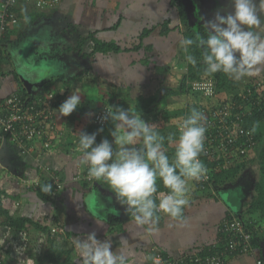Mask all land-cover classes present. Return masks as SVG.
Masks as SVG:
<instances>
[{
  "label": "crops",
  "instance_id": "0c3cea01",
  "mask_svg": "<svg viewBox=\"0 0 264 264\" xmlns=\"http://www.w3.org/2000/svg\"><path fill=\"white\" fill-rule=\"evenodd\" d=\"M210 1L216 5L211 21L215 22L217 15L234 14L233 0ZM253 4L264 24L260 0H253ZM26 7H19L23 18L4 47L11 62L16 54L33 76V97L53 93L61 99L55 110L59 132L52 136L50 148H45L39 139L27 156L17 154L7 141H0V201L8 213L0 215V264H50L45 258L47 246L42 253L37 248L42 232L39 227L50 231L56 228L54 245L71 252L77 264L81 263L75 254L76 242L86 240L91 233L101 242L110 241L111 251L122 252L128 264H142L145 260L153 263L149 257H159L160 253L181 259L192 250L215 244L221 222L246 210V188L238 182L203 191L199 183L190 181V205L184 209V220L164 213L153 232L149 230L151 225L136 224L127 206L119 202L106 182L85 187L73 181L75 175L87 170L79 163L81 153L76 150L78 138L72 136L73 129H78L79 135L102 131V136L96 135L98 144L107 139L114 150L118 149L111 136L116 122L110 118L102 130L92 123L96 113L109 106V101H116L118 108L140 115L150 124L154 115L166 108L171 112L179 110L171 99L169 105L157 106L166 94L172 92L167 100L177 96L175 90L164 92V84L173 83L171 78L188 76L185 69L188 71L189 63L180 46L184 26L179 4L175 0H62L53 10ZM147 31L149 35L142 38ZM94 40L115 43L122 50L92 54ZM17 48L21 50L18 52ZM0 67L6 72L0 76L3 101L17 94L21 86L8 74V65ZM255 76L264 78V71ZM73 92L80 95V104L69 116H62L58 109ZM155 99L158 101L150 106L157 109H146L145 105ZM172 122L174 119L155 125L160 131L172 127ZM174 123V127L179 126L178 121ZM69 128L72 132L66 135ZM58 177L64 187L58 196L49 199L50 193L41 191L43 179H50L53 186L52 180ZM8 217L29 219L31 224L17 230L11 227ZM245 218L254 223L252 226L259 233L258 245L253 254L234 256L226 264H257L259 260L264 264V218ZM118 226L119 231L115 229Z\"/></svg>",
  "mask_w": 264,
  "mask_h": 264
},
{
  "label": "clouds",
  "instance_id": "9594fccd",
  "mask_svg": "<svg viewBox=\"0 0 264 264\" xmlns=\"http://www.w3.org/2000/svg\"><path fill=\"white\" fill-rule=\"evenodd\" d=\"M234 14L217 15L215 22L206 25V38L199 34L195 39L184 38L180 46L187 63L196 66L197 59L190 53L195 45L202 49L201 58L205 65L204 76L211 77L222 72L234 81L258 75L264 71V24L257 13L253 0H233ZM260 12L264 13V0H260ZM226 25V27H225ZM247 26V30H244ZM237 53L239 55H237ZM205 95L212 94L211 82L196 85ZM35 91L30 95L33 96ZM49 95H38L43 99ZM56 95V94H55ZM57 99L58 96L56 95ZM81 97L76 92L59 107L62 116H69L80 104ZM116 122L111 132L113 143L104 139L96 144V134L81 133L77 151L81 153L80 165L87 167L89 179L106 182L137 225H151L150 231H157L163 212L176 220H184L183 212L190 205V181L206 178L207 168L200 159L204 152L207 121L204 114L192 108L190 114L179 125L178 139L170 135L169 144L175 143L174 156L170 160L164 147L165 137L155 124L141 119L140 115L120 108L108 111ZM136 145H141L139 148ZM131 146V147H130ZM169 190L160 193L157 204V180ZM41 191L51 193L52 185L45 184ZM76 247L81 264H128L125 255L111 251V242H101L91 233L84 241L78 240ZM153 264H161L159 257H149Z\"/></svg>",
  "mask_w": 264,
  "mask_h": 264
},
{
  "label": "built area",
  "instance_id": "2783aa9c",
  "mask_svg": "<svg viewBox=\"0 0 264 264\" xmlns=\"http://www.w3.org/2000/svg\"><path fill=\"white\" fill-rule=\"evenodd\" d=\"M61 1L0 0V39L5 36L8 28L16 27L19 22L18 14L14 11L15 8L25 5L38 11L53 10L58 7ZM209 81L212 87L211 95H205L203 90H197L194 87L206 85ZM191 90L203 94L206 98H213L216 93V82L213 79L194 81L191 83ZM58 102L59 99L53 93L35 101H26L17 93L0 101V141H6L9 138L13 144H16L19 153L31 154L33 144L37 140L42 139L43 136L52 139L53 135L58 134L59 128L54 120L53 109ZM112 109L106 106L98 111L93 118V125L99 129L106 128L111 118L108 111ZM234 109L235 107L230 104H215L207 109H201L206 117V127L209 129V133L206 131L205 134L204 155L217 163L214 168L206 167V178L198 181L203 191L212 188V173L218 172L224 167H230L236 156L238 159H246L257 150L258 143L255 141L252 131L245 130L242 125L245 112L234 114ZM214 131L215 134H213ZM43 144L45 148H50L51 140L45 141ZM60 180L59 177L52 180L54 185L50 196L56 197L62 191L64 182ZM73 181L88 184L98 182L88 178L87 170L75 175ZM36 185H40L39 182ZM160 198L162 197L159 196ZM51 232L55 234L58 233V230L53 228ZM218 233H220V238L215 244L189 253L187 259L193 264H226L234 256L254 253L255 250L251 244L252 235L242 220L238 218L223 220L218 227ZM206 249H209L210 255H201ZM185 259L186 257L183 260ZM257 264H262L261 260Z\"/></svg>",
  "mask_w": 264,
  "mask_h": 264
},
{
  "label": "trees",
  "instance_id": "16d2710c",
  "mask_svg": "<svg viewBox=\"0 0 264 264\" xmlns=\"http://www.w3.org/2000/svg\"><path fill=\"white\" fill-rule=\"evenodd\" d=\"M178 4H179V10H180V15L182 16L183 19V26H184V38H191V39H195L196 35L199 34L201 36H204L206 38L207 36V29L204 26H198L196 24L190 23L184 8H183V3L182 0H175ZM29 8V7H26ZM15 13L18 14L19 17V21L20 18H23L22 14L20 13V8H15L14 9ZM15 31V27H10L8 28L5 36L0 39V66L2 65H8L10 67L8 74L12 75L13 78L16 79V81L18 82V84L21 86V90L18 92V94H20V96L23 97V99H25L26 101H35L37 100V98L33 99V96L30 95L27 90L25 89L24 85L22 84V82L20 81V77L18 75V72L14 66V63L11 62L12 58L10 57V55L6 54V50H5V45L8 42L9 39V34L11 32ZM147 35H149V32L147 31V33H144V35L142 36V38L146 37ZM85 42H81L80 44ZM94 47L92 50V54L95 53H109V52H113V53H119L121 52V48L116 45L115 43H101L100 41L94 40ZM81 45V46H84ZM139 47H136V50H138ZM201 52L202 49L197 48L195 45H193L190 48V53L195 56V58L197 59V64L196 66H192L191 64H189V72H188V76L186 78V80L189 78L191 81H196V80H201L203 81L204 79H213L216 82V93L213 96V98H206L207 100H210V102L208 103L205 99V96H203V94H200L199 100L197 102H194V104H191L190 106H188L186 108V115L184 116V118L187 117V115L190 114V111L192 108H196L197 110L201 111V109H207L206 107L211 106V103H213V106L216 104H220V105H225L227 104V102L230 104L231 102H233V106L235 107L234 109V114H238L241 113L243 114L244 112V105L246 103H251L254 102V104H252L254 107V112L251 113H247L245 112L243 121H242V125L244 127L245 130L248 131H252V134L254 135V139L255 141L258 143V145H260L261 142V136L260 134H257L256 132H253L255 127L259 124L264 125V105L262 110H260V107L257 106V100H255L252 96L250 97V93L248 92V99L246 101H242L241 95L240 94H236L233 97L229 98L230 101H227V99L222 98L221 94L222 92L228 90L230 91L231 89L234 88V82L231 81V79L226 76L225 74H223L222 72H217L215 73L213 76L211 77H206L204 76V68L205 65L202 62V58H201ZM10 63V64H9ZM6 72H4L3 68L0 67V76L2 75H6ZM258 89L255 90L254 89V96H257L259 93H261V89L258 88L257 86H254ZM260 89V90H259ZM190 90V89H188ZM248 91V90H247ZM191 92V90H190ZM172 94V92L166 94L165 96H170ZM175 95H178L177 92ZM166 97L162 98V100L157 103V106H165L167 104V99ZM201 98H203V100H201ZM218 98V100H217ZM158 99L152 100L151 102H149L148 104L145 105V108L147 109L148 106L152 105L153 103L157 102ZM206 103L207 105H204L202 103ZM60 102H58L56 104V107H54V112H55V108H57L59 106ZM257 106V107H256ZM181 111V110H180ZM185 109L181 112H184ZM177 113V112H176ZM171 113L170 111L164 109L160 114H156L154 115L153 118V122L152 124H159L162 121H164V123L171 121L173 118H175V116L178 115V113L176 114ZM183 114V113H182ZM179 121V125L182 123L183 119ZM55 120V118H54ZM53 120V121H54ZM51 122V120H50ZM99 129V128H98ZM179 126H172V127H167L164 130H160V134H162V136L165 137V141H164V147L167 149V154L170 158V160L173 158L174 156V151H175V147H170V144L168 142V137L170 135L174 136V138H178L179 132H178ZM102 130V129H99ZM100 132V134H102V131H98ZM207 133H209V129H207ZM216 132L214 131L213 134H215ZM41 142L45 143V141L51 140L50 138H45L43 136L42 139H40ZM7 143H9L8 145H10L11 148H15L16 149V144H13L12 141L7 138ZM259 149V148H257ZM17 154H21L17 151ZM24 156H27L29 154H22ZM21 156V155H20ZM200 159L202 160V162L204 163V165L206 167L209 168H214L217 166V163H214L213 161H211L209 158H207V156L204 155V152L201 154ZM259 165H260V173H261V180L258 184H256L255 186V196L252 198V203H249L248 205H246V210L242 213H239V215H231L228 216L226 219L227 220H233L235 218H238L240 220H242L246 227L248 228L249 232L252 235V240H251V244L254 247V249L256 248V246L258 245V241H259V233L257 232V230L252 226L254 223H251L252 221H248L245 217L246 215H249L252 219H262L264 218V148L259 152L258 155V161ZM247 165V160H245V158L243 159H238V156H236V159L234 158L233 163L230 167H224L222 168L220 171L218 172H214L211 174V181H212V186L215 188H222L223 186H225L226 184L232 183V184H236L242 174V172L245 170ZM45 181V184H50L49 180L47 179H43ZM83 186L88 187L92 184H88L86 182H82ZM200 186V184H199ZM201 189V186H200ZM52 190H53V186H52ZM168 189L163 185L162 181H160L159 179L157 180V193L155 194V196L159 197L160 193H168ZM48 198L50 199L51 196L48 195ZM157 204L159 203V198H157L156 200ZM2 202L0 201V215H7L8 213L3 209L2 207ZM163 212H159L158 215L161 217L163 216ZM9 218V223L11 225L12 228H15L17 230H24L26 228V226L29 224H31V220L29 219H17V218ZM251 223V225H250ZM39 229L42 230L40 237L37 240V248L41 251V253L43 252V249L47 246V251H46V259L49 261L50 264H77L74 262V260L72 259V255L71 252L66 251V250H61L59 248H57L54 244H55V237L54 234L48 230L47 228H40ZM118 231L121 230V227L118 226V228H115ZM111 230H114V228H112ZM56 234V233H55ZM57 235V234H56ZM55 235V236H56ZM218 238H220V233H218ZM196 250H192L191 253L195 252ZM218 251V250H217ZM209 249H206L204 253H202L201 255L205 256V255H210L209 254ZM188 255V254H187ZM187 255L184 256V258L186 257L185 260L183 259H174L171 258L170 256H168L166 253H160L158 256L159 258H161L162 261H164L166 264H193L192 262H190L187 259ZM250 255V254H248ZM262 264L263 261L261 260ZM197 264H201V263H197Z\"/></svg>",
  "mask_w": 264,
  "mask_h": 264
},
{
  "label": "rangeland",
  "instance_id": "374dc122",
  "mask_svg": "<svg viewBox=\"0 0 264 264\" xmlns=\"http://www.w3.org/2000/svg\"><path fill=\"white\" fill-rule=\"evenodd\" d=\"M21 50V49H20ZM20 50H18L17 48V51L19 52ZM25 53V52H24ZM24 68V64H21ZM189 68V66H188ZM27 69V68H25ZM189 72V69L187 71V68L185 69V73H188ZM259 75V74H258ZM35 77V76H34ZM177 78V77H176ZM168 80H170L169 78H167ZM231 79V78H230ZM172 82L173 83H170V82H167L169 85H166L164 84L165 86V90L164 92H166L167 90H175L177 91V96L174 97V99L172 98H169L167 100V104L166 105H169V101L171 99V103L174 107L176 108H179V110L177 111L178 115L175 116L174 119V122H179L180 120H182V118H184V116L186 115V108L188 106H190L191 104H194V102H197L199 100V95L198 93L194 92L191 90V83L193 81H191L189 78L186 80V78H178V79H175V78H171ZM204 80H207V79H204ZM196 81H201V80H196ZM215 82V80H213ZM232 82H234V88L231 89L230 91L226 90L221 94L222 98L224 99H227V101H230L229 98L233 97L234 95L236 94H240L241 95V98H242V101H246L248 99V97L252 96L255 100H257V106L260 107V110H262L263 108V105H264V78H261V77H257V76H250V77H245L243 80L237 82V81H234L233 79H231ZM171 84V85H170ZM254 86H257L258 88L261 89V93H259L257 96H254L255 93H254V89L253 88H256ZM170 87V89H166ZM190 89V90H188ZM259 89V90H260ZM160 90V89H159ZM248 90V91H247ZM255 90L258 91V89L256 88ZM87 91V89H86ZM92 92V91H91ZM248 92L250 93V95L248 96ZM165 94V93H164ZM206 99V97H205ZM61 99L59 98V101ZM201 100H203V98H201ZM218 100V98H217ZM206 101L209 103L210 100H207ZM110 104H107L109 106H111V108H113V110H115L116 108H118V103L116 101H109ZM204 105H207L206 103H202ZM227 104H229L227 102ZM252 104H254V102H252ZM251 103H246L244 105V112H247V113H253L254 112V107ZM165 105V106H166ZM176 105V106H175ZM230 105H233V102L230 103ZM211 106H213V103H211ZM256 106V107H257ZM106 107V106H104ZM210 106L206 107V108H209ZM149 108L152 110V111H155L157 108L156 107H152V106H149ZM56 109V108H55ZM102 109V108H101ZM100 109V110H101ZM182 109L185 111L184 112H181ZM166 110H169L168 108H166ZM181 110V111H180ZM264 110V108H263ZM176 111H174L176 113ZM171 112V111H170ZM174 112H171V113H174ZM176 113V114H177ZM183 113V114H182ZM56 115V114H55ZM172 119V120H173ZM171 120V121H172ZM172 122L170 125L171 126H175L176 124ZM71 131V128H69L68 130H66V135H68V133ZM72 132V131H71ZM78 129L77 131L75 130L74 132V129H73V132L71 133L72 136L74 138H78L79 134H78ZM105 132V131H104ZM253 132H256L257 134H260L261 136V142H260V145H257V149L255 152H253L249 157H247L245 160H247V165H246V168L245 170L242 172L241 174V178L242 176H245V178L243 179H239L238 183L240 184V186L242 187H245L246 189H244V193L247 194L246 195V205H248L249 203H252V198L255 196V186L256 184H258L261 180V173H260V165H259V162L258 161V155H259V152L264 148V125L262 124H259L255 127L254 131ZM97 135V138L102 134H99L96 132L95 133ZM69 138V137H68ZM67 138V139H68ZM103 139V138H102ZM101 139V140H102ZM178 139V138H176ZM68 140H66L64 143H66ZM96 143L98 144V140H96ZM175 144V143H174ZM199 183V182H197ZM246 190H248V192L246 193ZM249 190H252L251 192ZM247 216V215H246ZM249 220V219H247ZM48 248V247H47ZM46 253V252H45ZM44 254V253H43ZM75 254L77 256H79V252L76 251ZM184 257H182L181 259H183ZM180 259V260H181ZM81 260L82 258L78 257V261L81 263ZM153 262V261H152ZM134 264H139V262L137 261L136 263L134 262ZM142 264H153V263H148L146 260L142 263ZM161 264H166L164 261L161 260Z\"/></svg>",
  "mask_w": 264,
  "mask_h": 264
},
{
  "label": "water",
  "instance_id": "95a60500",
  "mask_svg": "<svg viewBox=\"0 0 264 264\" xmlns=\"http://www.w3.org/2000/svg\"><path fill=\"white\" fill-rule=\"evenodd\" d=\"M182 3L190 23L206 28L208 22L211 21L210 17L213 14L212 9L216 8L215 3L210 0H182ZM209 12H211L210 15H207ZM207 30L211 31L210 28ZM15 55L13 56L14 66L25 89L31 94L35 87V84L32 82L33 76L21 65L23 63L20 62Z\"/></svg>",
  "mask_w": 264,
  "mask_h": 264
}]
</instances>
